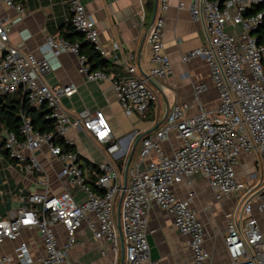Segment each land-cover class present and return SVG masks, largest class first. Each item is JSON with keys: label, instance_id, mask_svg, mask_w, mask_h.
<instances>
[{"label": "built area", "instance_id": "1", "mask_svg": "<svg viewBox=\"0 0 264 264\" xmlns=\"http://www.w3.org/2000/svg\"><path fill=\"white\" fill-rule=\"evenodd\" d=\"M71 11L76 31L92 43L97 51L110 61L117 55H107L99 39L95 19L82 0H63ZM160 10L150 25L148 41L152 67L145 76H139L136 65L122 61L124 72L91 70L87 56L80 53V44L64 37L49 35L38 57L33 51L10 41V26L0 16V95L27 96L32 106L47 104L54 120L55 130L41 132L32 119L22 114L21 134L4 128L0 132V150L4 148L11 158L26 161L29 171L42 166L35 151L44 145L50 155L62 163L60 175L72 186L79 187L83 200L66 190L60 194L49 192V178H41L44 191L21 195L19 206L12 215L0 213V245L21 236L24 229L36 230L40 237L42 256L33 254L31 245L21 240L11 254L0 255V264H85L69 257L77 243V232L84 221L98 240H106L116 252L121 240L117 207L122 195L120 223L124 241L123 264H156L151 258L148 242L149 209L156 203L169 211L174 225L189 237L193 251L192 264H207L205 228L197 211L191 206L193 193L179 197L174 186L196 174L207 179L217 200L232 198L233 206L227 213L225 246L231 264H264V228L255 213L264 217V0H190L194 21L204 24L208 43L183 55V60L203 57L210 69V78L218 91L219 106L213 111L202 110L189 116L188 103L174 104L163 124L143 136L138 158L128 168L126 188L121 182L114 163L106 160L99 164L97 180L100 191H94L86 182L85 170L80 166L77 151L64 150L58 139L73 144L68 136L70 128L86 129L96 141L106 144L113 155L121 149L113 137L112 128L101 110L83 111L71 117L60 106L62 96L71 95L75 84L49 86L41 77L51 69L48 52L63 51L78 55L79 70L89 80L109 79L117 99L126 113L144 114L156 100L152 78L165 79L172 71L166 52L163 32L169 0H159ZM259 6V9H256ZM8 7L21 14L24 6L17 0H0V9ZM259 31V32H258ZM119 45L114 44V49ZM157 82V81H155ZM164 90V84H157ZM206 83H194L195 96L207 90ZM176 135L180 144L168 154L162 143ZM30 152L29 156L22 153ZM257 153L262 177L258 182L239 177L240 156ZM155 153L156 158L146 160ZM90 216H93L94 219ZM58 226L66 233L60 240ZM92 264H99L94 262ZM110 264H121L117 261Z\"/></svg>", "mask_w": 264, "mask_h": 264}, {"label": "crops", "instance_id": "2", "mask_svg": "<svg viewBox=\"0 0 264 264\" xmlns=\"http://www.w3.org/2000/svg\"><path fill=\"white\" fill-rule=\"evenodd\" d=\"M17 2L23 4V14L8 7L0 9V16L11 28L10 41L41 57L44 54L40 48L47 36L63 37V34L69 31L68 22L71 17L69 6L63 0H17ZM82 2L97 23L99 39L107 55H117L110 60L107 72H124L122 61L126 59L130 65H136L139 76H145L152 67L148 35L156 0H82ZM189 6L190 0H169V7L165 13L163 40L171 60L172 71L165 79L149 80L155 88L157 98L144 114L136 110L130 114L126 113L117 99L111 80H89L80 72L77 54L68 51L45 54L51 69L41 77V80L52 87L71 83L76 86L71 95L60 98L62 109L71 117L86 110L90 112L101 110L112 128L113 137L120 141L121 149L111 155L106 150V144L96 141L88 130L73 127L69 129L68 136L74 141L75 151L80 155L79 163H85L87 160L90 163L84 168L86 178L96 173L92 170L93 166L99 168L100 163L110 160L116 166L124 184L126 165L130 156L129 167L138 158L143 136L152 133L163 124L174 104L188 103L189 116L199 114L202 110L213 112L218 108L219 95L211 81L206 60L198 56L187 61L182 58L185 53L208 43L204 24L193 20ZM157 10H160L159 0L156 12ZM114 44H118L119 48L114 49ZM194 83H206L207 90L196 97ZM157 84H164V90H160ZM179 144L180 140L173 135L170 140L163 142L162 146L166 153L171 154ZM22 153L30 155L27 149H23ZM34 153L42 169L29 171L26 161L11 158L4 148L0 150V213L3 216L12 215L21 206L19 201L21 195L44 191L45 187L40 182L44 176L49 178V192L60 194L69 190L76 194L78 200L84 198L79 187L72 186L60 175L62 163L50 155L47 145ZM257 156L255 152L240 156L238 167L240 178L247 180L256 176L247 173L245 168L246 161L252 159L255 160V166L262 177ZM155 158V153H152L146 162ZM127 178L129 179L128 171ZM174 190L181 198H187L190 192L193 193L191 206L197 211L205 228L204 245L210 254L207 264H231L224 236L226 215L233 206V199L217 200L207 179L200 174L176 184ZM255 215L264 228V217L259 213ZM90 217L94 219L93 216ZM57 228L60 240L64 243L66 233L62 226ZM77 236V243L69 252L70 258L85 264L94 262L110 264L115 261L121 263L120 239L115 252L106 240L94 237L87 221L83 222ZM21 240L31 245L35 256L43 255L39 234L36 230L30 229H24L18 239L0 245V255L11 254L14 246ZM148 242L151 258L156 264H192L193 251L189 245V237L176 228L172 214L156 203H152L149 209Z\"/></svg>", "mask_w": 264, "mask_h": 264}, {"label": "trees", "instance_id": "3", "mask_svg": "<svg viewBox=\"0 0 264 264\" xmlns=\"http://www.w3.org/2000/svg\"><path fill=\"white\" fill-rule=\"evenodd\" d=\"M256 9H259V6H257ZM68 25L69 31H66L63 34V37L71 42H78L80 44V53L87 56V63L89 64L91 70L102 69L107 72L110 61L104 58L100 52L95 49L94 45L84 38V35L81 32L75 30L71 18ZM261 32L264 33V27ZM50 112L51 110L47 104L32 106L29 103L27 96L24 94L18 93L15 95H0V132L6 128L8 131H13L20 135L22 114L32 119L35 129L41 132L54 131V120L48 117ZM57 143H59L64 150L75 151L74 144L66 143L62 139H58ZM89 165L90 163L88 160L85 163L80 164L83 169ZM92 170L96 171V173L92 174L89 178H86V182L94 191H100L97 185V180L101 174V170L98 166H93Z\"/></svg>", "mask_w": 264, "mask_h": 264}, {"label": "water", "instance_id": "4", "mask_svg": "<svg viewBox=\"0 0 264 264\" xmlns=\"http://www.w3.org/2000/svg\"><path fill=\"white\" fill-rule=\"evenodd\" d=\"M156 9H157V0H156V6H155L153 20L155 18ZM130 161H131V156H130V158H129L128 162H127V165H126V177H125L124 188H126L127 183H128L127 171H128L129 165H130ZM122 195L119 198L118 207H117L118 229H119V233H120V237H121V244H122L121 264H123L124 263V260H125V256H124V241H123V236H122V231H121V223H120V210H121Z\"/></svg>", "mask_w": 264, "mask_h": 264}, {"label": "rangeland", "instance_id": "5", "mask_svg": "<svg viewBox=\"0 0 264 264\" xmlns=\"http://www.w3.org/2000/svg\"><path fill=\"white\" fill-rule=\"evenodd\" d=\"M245 165H246L245 168H246L247 173L255 174L256 175L254 177V179L256 180L255 182H258L261 178V174H260V171L258 172V170L255 166V160H253V159L247 160Z\"/></svg>", "mask_w": 264, "mask_h": 264}]
</instances>
